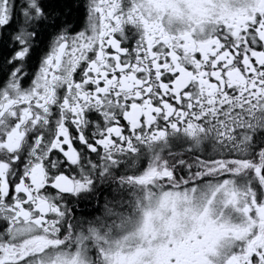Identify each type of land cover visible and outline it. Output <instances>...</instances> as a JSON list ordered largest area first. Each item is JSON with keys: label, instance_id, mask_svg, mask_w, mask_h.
I'll return each mask as SVG.
<instances>
[{"label": "snow or ice", "instance_id": "1", "mask_svg": "<svg viewBox=\"0 0 264 264\" xmlns=\"http://www.w3.org/2000/svg\"><path fill=\"white\" fill-rule=\"evenodd\" d=\"M0 264H264V0H0Z\"/></svg>", "mask_w": 264, "mask_h": 264}, {"label": "flooded vegetation", "instance_id": "2", "mask_svg": "<svg viewBox=\"0 0 264 264\" xmlns=\"http://www.w3.org/2000/svg\"><path fill=\"white\" fill-rule=\"evenodd\" d=\"M185 147H186V145H185ZM175 151H180V147L177 146V149H176ZM96 163L99 164V163H100V160L97 159V160H96ZM83 206H84V205H81L80 207H83Z\"/></svg>", "mask_w": 264, "mask_h": 264}, {"label": "trees", "instance_id": "3", "mask_svg": "<svg viewBox=\"0 0 264 264\" xmlns=\"http://www.w3.org/2000/svg\"><path fill=\"white\" fill-rule=\"evenodd\" d=\"M177 149V146L173 149V151H175ZM181 150V149H180ZM81 208H84V206L83 207H81Z\"/></svg>", "mask_w": 264, "mask_h": 264}]
</instances>
